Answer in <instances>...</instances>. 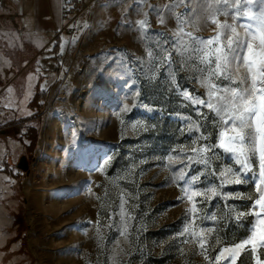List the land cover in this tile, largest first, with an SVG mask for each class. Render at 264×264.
Here are the masks:
<instances>
[{
	"label": "rangeland",
	"instance_id": "374dc122",
	"mask_svg": "<svg viewBox=\"0 0 264 264\" xmlns=\"http://www.w3.org/2000/svg\"><path fill=\"white\" fill-rule=\"evenodd\" d=\"M171 1L94 2L77 18L73 32L65 31L63 20L54 33L37 34L31 32V20L20 17L24 0H0V264H213L223 248L244 241L255 243L245 244L238 255L225 253L227 258L215 264H231L233 256L235 264H264L259 238L264 213L256 203L258 188H264L260 135L255 155L245 144L244 169L239 153L220 147L221 139L227 145L234 135L231 128H218L209 119L201 121L200 131L188 132L187 117L214 115L180 95L187 90L207 100L198 73L173 63L177 87L159 55L152 61L158 71H150L148 51L160 54L158 45L171 49L177 17L188 21L184 33L206 40L217 35L213 0ZM247 8H229L227 17L217 12L216 19L235 23L242 33L239 25L252 21L238 12ZM145 19L141 29L139 21ZM248 40L259 54V39ZM170 57L180 59L174 49ZM201 133L207 139L197 148L215 145L205 153L207 164L186 158L195 155L189 145ZM22 156L27 172L16 167ZM169 156L182 162L170 163ZM181 168L200 177L189 195L206 188L218 194L180 199L185 182L173 183L172 176ZM237 174L244 182L235 183ZM122 200L127 238L121 235ZM193 203L198 211L188 213ZM239 213L244 215L237 220ZM189 224L191 232L185 233ZM208 228L214 229L211 235H199ZM201 239L209 259L200 254Z\"/></svg>",
	"mask_w": 264,
	"mask_h": 264
},
{
	"label": "snow or ice",
	"instance_id": "6c2138e0",
	"mask_svg": "<svg viewBox=\"0 0 264 264\" xmlns=\"http://www.w3.org/2000/svg\"><path fill=\"white\" fill-rule=\"evenodd\" d=\"M179 3H183V0H179ZM213 4L216 6L212 12L211 19L212 23L217 25V35L209 39H203L200 37H193L192 33H184L183 24L188 21L178 20V31L175 35V42L171 45V49H174L176 54L180 57L179 60H174L170 57L169 48L160 47V54L153 51H148V56L150 58L149 64L152 65V61L160 56V66L163 67L167 65L168 76L172 81L173 85H176V75L177 72L172 71V64L176 63L177 65L184 64L189 70L198 73L196 79L200 80L201 86L207 89V100L201 99L199 96L190 94L187 90L180 93L185 100L190 101L191 105H202L209 109L211 113H214L213 116H209L206 113H198L199 119L193 121L191 117L186 119L189 121L188 132L189 134L194 131L198 132L202 127H204L201 121L211 119L214 125L218 128H225V126L231 128L234 135L229 137V143L226 145L224 140L221 139L220 147L225 148L227 152L239 153L237 156L238 162H240L244 169L248 168V164L243 160H240V156H246L244 152L245 144L249 146V150L252 155H255V139L256 135L259 134L261 139L264 140V0H213ZM245 5H248L246 11H239V16L247 17L251 23L239 25L242 29V33L237 31V25L235 23L229 24L227 20L224 23H220L216 19V13L220 12L221 14L228 16L229 8L242 9ZM259 7L258 13L253 14L252 9L254 7ZM213 5H210L212 7ZM232 20L237 19L236 15H233ZM161 23H164L163 18H161ZM147 20L139 21V26L141 29L145 27ZM255 29V31H253ZM227 33V34H226ZM226 34V35H225ZM161 36L164 34L161 33ZM184 35L188 36V39H184ZM225 35V42L221 43V36ZM248 37H251L252 41L259 39V54L254 52L253 43L249 42ZM219 45V46H216ZM63 50V45H61ZM247 49L248 55L245 57L243 55L244 50ZM162 54V55H161ZM194 54V55H193ZM214 57L213 59H209ZM197 60L198 64L189 65V60ZM203 65V67H200ZM254 66L255 71H254ZM241 68L246 69V73L241 74ZM178 70H184L178 68ZM150 71H158V68L155 65H152ZM249 75H251V84H248ZM257 77H259V84L261 87L257 88ZM154 78V77H150ZM213 80L220 82H227L223 87L218 83H213ZM178 87V85H176ZM11 91V90H10ZM30 94V93H29ZM259 95L260 102L257 104L256 97ZM30 114V113H29ZM259 116L258 126L253 129L251 120L253 117ZM245 129H248L245 131ZM222 137L226 136V132H221ZM207 139V137L201 133L200 136H196L192 140V144L189 145L190 150L195 153L193 156H187V160L195 161L197 163H208V159L205 157V153L211 151L215 145H202L197 148L196 144L198 141ZM181 151L185 149L181 148ZM169 162L180 161V157L169 156ZM108 161L105 162L107 166ZM191 167V164L186 165ZM260 175L259 179L261 184H264V148L261 150L260 156ZM186 168L179 169L178 172L174 173L172 176V182L176 183L177 181L183 180L185 186L181 188L183 195L180 199H183L185 196L188 201H192L195 196H205L208 199L211 198L209 194L217 195L218 193L214 188H206L203 192L201 191H192L189 195L191 186L193 184L200 183L199 175L188 176ZM227 171H231L228 169ZM187 177V179H186ZM244 182L239 175L235 183L239 184ZM223 183V181H222ZM258 191L261 193L259 199L256 203L260 205L261 209L264 210V188H258ZM99 199V197H97ZM236 198H240V194H237ZM250 198V197H247ZM126 201L122 200L121 207V220L124 221L123 231L121 235L127 238V228L128 220H124V204ZM188 213H194L198 210L195 208L193 203L192 207L186 210ZM244 213H239L236 217L239 220ZM259 217L260 213H256ZM199 218V217H198ZM206 219L215 220V216H205ZM130 219V218H129ZM202 222V221H201ZM261 229L259 232V238L264 242V219H261ZM191 224L186 226L185 233L191 232ZM98 234H99V230ZM214 229H201L199 235L204 236V233L211 235ZM184 233H182L183 235ZM195 237L197 234L192 233ZM103 238V237H101ZM216 243H220L219 236L217 235ZM187 243V241H185ZM206 239H201L199 241V246L203 251L201 255H205L207 249L204 248ZM255 243V241H244L241 244H237L232 248H223L218 256L214 258L213 264L216 261L221 259H226L225 253L236 255L239 254L241 250L245 248V244ZM205 259H209L205 255ZM231 264H235V256L231 261Z\"/></svg>",
	"mask_w": 264,
	"mask_h": 264
},
{
	"label": "crops",
	"instance_id": "0c3cea01",
	"mask_svg": "<svg viewBox=\"0 0 264 264\" xmlns=\"http://www.w3.org/2000/svg\"><path fill=\"white\" fill-rule=\"evenodd\" d=\"M31 20L33 33H54L62 25L61 0H24L20 17Z\"/></svg>",
	"mask_w": 264,
	"mask_h": 264
},
{
	"label": "built area",
	"instance_id": "2783aa9c",
	"mask_svg": "<svg viewBox=\"0 0 264 264\" xmlns=\"http://www.w3.org/2000/svg\"><path fill=\"white\" fill-rule=\"evenodd\" d=\"M105 0H61L62 18L66 21L65 31L73 32L74 25L80 14L94 2H104ZM174 3V0L171 1Z\"/></svg>",
	"mask_w": 264,
	"mask_h": 264
},
{
	"label": "water",
	"instance_id": "95a60500",
	"mask_svg": "<svg viewBox=\"0 0 264 264\" xmlns=\"http://www.w3.org/2000/svg\"><path fill=\"white\" fill-rule=\"evenodd\" d=\"M16 167L18 169H20L21 171H23V172H27L28 168H29V164H28L27 158L25 156H22L19 159V162H18Z\"/></svg>",
	"mask_w": 264,
	"mask_h": 264
},
{
	"label": "bare ground",
	"instance_id": "6f19581e",
	"mask_svg": "<svg viewBox=\"0 0 264 264\" xmlns=\"http://www.w3.org/2000/svg\"><path fill=\"white\" fill-rule=\"evenodd\" d=\"M258 120H259V116H257V119H256V125L258 126ZM259 145H260V147H261V149H262V146H263V140L261 139V137H260V143H259ZM259 210H260V212H262V213H264V210H262L261 209V207H260V205H259Z\"/></svg>",
	"mask_w": 264,
	"mask_h": 264
},
{
	"label": "trees",
	"instance_id": "16d2710c",
	"mask_svg": "<svg viewBox=\"0 0 264 264\" xmlns=\"http://www.w3.org/2000/svg\"><path fill=\"white\" fill-rule=\"evenodd\" d=\"M56 48H58V45H56Z\"/></svg>",
	"mask_w": 264,
	"mask_h": 264
}]
</instances>
